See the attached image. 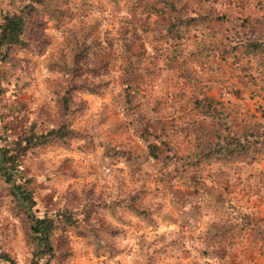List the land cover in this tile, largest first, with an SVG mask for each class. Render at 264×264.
I'll return each instance as SVG.
<instances>
[{
    "label": "rangeland",
    "instance_id": "1",
    "mask_svg": "<svg viewBox=\"0 0 264 264\" xmlns=\"http://www.w3.org/2000/svg\"><path fill=\"white\" fill-rule=\"evenodd\" d=\"M172 1L175 11L157 14L145 0H0V17L32 6L26 45L0 63L10 137L56 125L64 88L93 90L71 94L73 136L21 158L41 210L75 217L53 234L52 264H264V0ZM175 15L198 22L173 35ZM203 97L223 113L204 117L194 105ZM218 122L244 144L190 158L193 131ZM125 194L132 208L101 210ZM27 233L0 179V248L18 264L29 258Z\"/></svg>",
    "mask_w": 264,
    "mask_h": 264
},
{
    "label": "trees",
    "instance_id": "2",
    "mask_svg": "<svg viewBox=\"0 0 264 264\" xmlns=\"http://www.w3.org/2000/svg\"><path fill=\"white\" fill-rule=\"evenodd\" d=\"M42 2V0H36ZM149 13L162 14L165 11H175L172 0H145ZM32 6L30 4L21 7H14L10 11L4 12L0 17V63L6 62L10 51L14 48H23L26 45L25 33L27 24L31 16ZM198 16H188L183 18L175 15L166 25L167 32L173 35H183L189 23H197ZM252 45V44H251ZM86 55L83 54V58ZM83 58H75V62ZM77 88H64L58 100L61 109V118L58 123L45 131H38L33 125L25 127L20 133L13 134L11 137L5 126L0 125V179L6 184L8 192L12 198L22 207L24 215L28 220L27 237L31 243L27 264H52L56 258L52 237L56 229H63L65 225H75V217L70 209L57 208L54 210L43 211L38 206L34 198L33 190L30 187L32 177L29 176L21 165V158L28 152L39 146L59 143L63 144L67 138L75 134L69 124L71 113L70 97L74 91L83 90L93 93L88 86L76 84ZM200 113L206 117L221 115V110H216L215 102L209 97L194 101ZM216 112V113H215ZM209 113V114H207ZM228 126L223 123H215L210 131L198 132L194 130L195 145L189 155L192 159H209L232 153L244 143L239 141V137H230L224 130ZM141 139L145 143L148 155L155 159L158 157V147L149 141L148 130L146 127L140 133ZM114 156L126 157L124 153L114 150ZM128 195H123L116 199L110 207L102 208L111 217H114L116 209L122 210L123 207L132 208L127 204ZM130 207V208H129ZM100 210V211H101ZM101 211V212H102ZM58 223V225H57ZM97 224H104L102 218L97 219ZM220 220L213 221L210 231L218 230L216 227ZM223 222L221 221V227ZM57 225V226H56ZM226 226L222 230H225ZM260 242L264 244V235L260 237ZM1 264H18L14 261L6 250L0 248Z\"/></svg>",
    "mask_w": 264,
    "mask_h": 264
}]
</instances>
